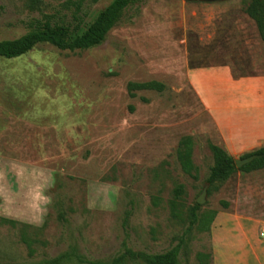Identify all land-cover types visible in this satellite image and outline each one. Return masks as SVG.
<instances>
[{
    "label": "rangeland",
    "instance_id": "374dc122",
    "mask_svg": "<svg viewBox=\"0 0 264 264\" xmlns=\"http://www.w3.org/2000/svg\"><path fill=\"white\" fill-rule=\"evenodd\" d=\"M112 1L0 0V40L36 21L86 29ZM242 9V0H145L100 46L0 58V264H137L117 260L178 246L180 264H214L215 244L218 264H241L264 247L252 223L245 233L229 223L215 244L212 232L220 215L264 224V169L209 185L189 229L214 165L209 144L222 138L188 75L225 64L236 77L264 74V43ZM150 82L164 91L129 87ZM184 137L194 140L197 180L177 160ZM177 185L185 194L174 210Z\"/></svg>",
    "mask_w": 264,
    "mask_h": 264
},
{
    "label": "trees",
    "instance_id": "16d2710c",
    "mask_svg": "<svg viewBox=\"0 0 264 264\" xmlns=\"http://www.w3.org/2000/svg\"><path fill=\"white\" fill-rule=\"evenodd\" d=\"M145 0H113L104 10H102L95 20L83 29L82 23L77 25L70 24H44L36 21L30 24L31 30L24 36L15 40H0V58L5 60H13L21 58L40 45H51L60 51L76 52L86 51L100 46L105 40L109 32L117 26L123 18L126 10L131 6L142 4ZM243 13L254 21L258 29L260 38L264 41V0H242ZM132 91L152 90L163 92L165 86L157 82L145 84H130ZM134 97V95H133ZM212 153L214 165L210 170L206 183L210 186L224 184L236 172L251 173L264 169V147L252 155L260 156L259 159L238 169L235 159L222 147L209 144ZM194 140L192 137H184L181 139L176 156L182 171L193 178L198 179V169L193 162ZM252 155H248L246 159ZM185 194L183 185H177L174 190V200L171 202L172 209H176L179 200ZM227 206V204H225ZM200 205L195 204L191 209V229L199 221ZM217 213H213L209 219L210 226L214 222ZM7 223L15 224V222L4 220ZM180 246L175 247L166 253L157 255H143L127 251L117 261H123L127 257L131 259H139L137 264H180L178 261ZM61 258L45 261L41 264H60ZM113 264H116L113 263Z\"/></svg>",
    "mask_w": 264,
    "mask_h": 264
},
{
    "label": "crops",
    "instance_id": "0c3cea01",
    "mask_svg": "<svg viewBox=\"0 0 264 264\" xmlns=\"http://www.w3.org/2000/svg\"><path fill=\"white\" fill-rule=\"evenodd\" d=\"M245 16L254 25L259 40L264 43L254 21ZM188 76L196 95L212 117L222 138L220 147L225 149L231 157L234 158V153L253 151L255 147L264 143V74L236 77L232 68L225 64L193 69L189 71ZM217 223L221 229L219 234L215 233ZM229 223L237 224L241 233L246 232L245 224L247 223L257 225L259 231L264 227V224L257 220L232 214L220 215L212 227L214 244L219 239L218 235ZM221 254L215 244L214 264H218V255ZM239 262L264 264V247L250 252L249 257L246 255Z\"/></svg>",
    "mask_w": 264,
    "mask_h": 264
},
{
    "label": "water",
    "instance_id": "95a60500",
    "mask_svg": "<svg viewBox=\"0 0 264 264\" xmlns=\"http://www.w3.org/2000/svg\"><path fill=\"white\" fill-rule=\"evenodd\" d=\"M187 2H204V3H214V2H219V1H223V0H185ZM260 156H257V155H252L246 159H242V160H236L235 161V164H236V167L238 169L242 168L243 166L245 165H248L250 163H252L254 160H257L259 159ZM208 187L209 185L206 184L200 197L197 199V203L199 205H204L205 202H206V196H207V190H208Z\"/></svg>",
    "mask_w": 264,
    "mask_h": 264
},
{
    "label": "built area",
    "instance_id": "2783aa9c",
    "mask_svg": "<svg viewBox=\"0 0 264 264\" xmlns=\"http://www.w3.org/2000/svg\"><path fill=\"white\" fill-rule=\"evenodd\" d=\"M259 238L264 241V227L259 231Z\"/></svg>",
    "mask_w": 264,
    "mask_h": 264
}]
</instances>
